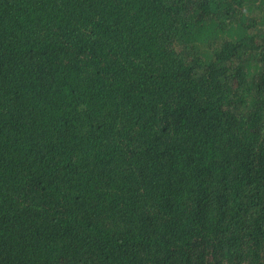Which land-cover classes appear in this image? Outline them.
Masks as SVG:
<instances>
[{"label": "trees", "instance_id": "1", "mask_svg": "<svg viewBox=\"0 0 264 264\" xmlns=\"http://www.w3.org/2000/svg\"><path fill=\"white\" fill-rule=\"evenodd\" d=\"M0 264H264V0H0Z\"/></svg>", "mask_w": 264, "mask_h": 264}]
</instances>
